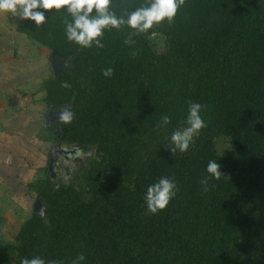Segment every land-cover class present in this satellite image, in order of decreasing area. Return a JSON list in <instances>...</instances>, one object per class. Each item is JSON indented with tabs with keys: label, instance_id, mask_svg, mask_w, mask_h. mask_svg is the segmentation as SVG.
<instances>
[{
	"label": "trees",
	"instance_id": "16d2710c",
	"mask_svg": "<svg viewBox=\"0 0 264 264\" xmlns=\"http://www.w3.org/2000/svg\"><path fill=\"white\" fill-rule=\"evenodd\" d=\"M149 2L112 0L110 8L125 16ZM41 11L43 25L23 19L17 30L61 64L44 83L47 107L73 113L48 131L61 147L95 157L73 185L64 182L69 162L56 177L44 168L43 212L23 223L14 244L0 234V264H72L81 254L79 264H264V0H185L171 24L132 36L131 45V28L106 29L103 48L67 40L66 10ZM189 101L202 105L206 127L172 154ZM163 116L170 123L160 127ZM209 161L222 176L205 192ZM161 177L176 194L151 214L144 197Z\"/></svg>",
	"mask_w": 264,
	"mask_h": 264
},
{
	"label": "rangeland",
	"instance_id": "374dc122",
	"mask_svg": "<svg viewBox=\"0 0 264 264\" xmlns=\"http://www.w3.org/2000/svg\"><path fill=\"white\" fill-rule=\"evenodd\" d=\"M22 21L18 16L0 13V39L3 40L0 44L3 50L0 52V149H5L1 150L0 158V234L4 243L11 244L15 243L23 223L34 212H43L42 205L37 206V192L53 148V135L48 131L47 122V114L52 116V112L44 102V83L61 68L59 63L57 68L53 67L55 60L48 48L18 32ZM152 41L159 51L164 49L161 36H152ZM54 120L59 121V113ZM219 147L225 151L228 145L222 140ZM74 154L66 160L71 174L65 176L64 182L69 185L76 183L82 169L88 168L89 161L95 157L94 152ZM66 164L61 170L54 168L55 177L59 171L63 172Z\"/></svg>",
	"mask_w": 264,
	"mask_h": 264
},
{
	"label": "clouds",
	"instance_id": "9594fccd",
	"mask_svg": "<svg viewBox=\"0 0 264 264\" xmlns=\"http://www.w3.org/2000/svg\"><path fill=\"white\" fill-rule=\"evenodd\" d=\"M123 2V0H122ZM112 0H0V13H7L18 16L24 20H31L37 27L45 22L44 11L55 9L56 11L66 10L71 16V22L66 23V37L69 42H74L82 48H90L95 44L98 48H103L101 38L104 31L127 26L133 30L125 44H133L132 36L148 33L154 25H159L164 20L171 24L177 14L178 9L185 4V0H150L147 6H141L134 11L128 12L125 16H117L110 6ZM155 35V33H153ZM135 55V53H133ZM102 74L105 77L113 75V69H104ZM67 82H61V87L69 88ZM202 105L189 101L188 114L185 120V127L176 129L171 137L173 147L169 148L172 154L177 150L184 152L188 149L190 141L197 136L201 129L206 127L200 115ZM73 113L64 109L59 113V122L71 123ZM170 123L167 116L161 118L158 126L163 127ZM220 165L216 161H209L207 172L200 180L203 190L208 191V183L212 178L220 179ZM176 184L167 177H161L159 181L147 188L144 200L147 211L156 214L166 208L170 200L176 194ZM85 257L79 255L72 264H79ZM21 264H46L40 257L31 259L25 258ZM47 264H63L62 261L50 260Z\"/></svg>",
	"mask_w": 264,
	"mask_h": 264
},
{
	"label": "water",
	"instance_id": "95a60500",
	"mask_svg": "<svg viewBox=\"0 0 264 264\" xmlns=\"http://www.w3.org/2000/svg\"><path fill=\"white\" fill-rule=\"evenodd\" d=\"M52 64H53L54 68H57V62L56 61H53ZM51 114H52V116L50 114H47V121H48L49 126L52 123L51 121L56 116V114H54V113H51ZM72 151L75 152V149H73ZM68 153L69 152H67V150H65L64 148L61 147L60 143L57 142L54 144L52 151H51L50 158H49V168H48L52 177L55 176L54 168L56 167L57 162L59 161V159H61V157L64 154H68ZM38 205H41L40 201H37V206ZM37 206L35 207V211L37 209Z\"/></svg>",
	"mask_w": 264,
	"mask_h": 264
},
{
	"label": "flooded vegetation",
	"instance_id": "af4514ba",
	"mask_svg": "<svg viewBox=\"0 0 264 264\" xmlns=\"http://www.w3.org/2000/svg\"><path fill=\"white\" fill-rule=\"evenodd\" d=\"M48 122V121H47ZM51 122H53V123H55L56 121L53 119ZM52 123V124H53ZM51 127V125L49 126V128ZM56 143V142H55ZM54 142H53V146H54V144H55ZM62 148H64L65 150H67V152H69L68 154H64L62 157H61V160L59 159V161L57 162V165H56V167H58V169H59V167H60V170H61V166H63V164L66 162V160L67 159H70V156L72 157L73 155H75L74 153H76V150H75V152H73L72 150L74 149V148H72V147H62ZM52 151V150H51ZM50 155H51V152H50ZM49 158H50V156H49ZM48 168H49V166H48Z\"/></svg>",
	"mask_w": 264,
	"mask_h": 264
},
{
	"label": "crops",
	"instance_id": "0c3cea01",
	"mask_svg": "<svg viewBox=\"0 0 264 264\" xmlns=\"http://www.w3.org/2000/svg\"><path fill=\"white\" fill-rule=\"evenodd\" d=\"M0 23H1V22H0ZM6 32L9 33L10 31L6 30ZM2 42H3V40L0 39V44H1ZM2 51H3V50H1V47H0V52L3 53ZM1 53H0V54H1ZM1 66H2V65L0 64V69H1ZM1 150L5 151V149H4V148H3V149H2V148L0 149V155H1L0 158H2V154H1V153H3V151H1Z\"/></svg>",
	"mask_w": 264,
	"mask_h": 264
}]
</instances>
